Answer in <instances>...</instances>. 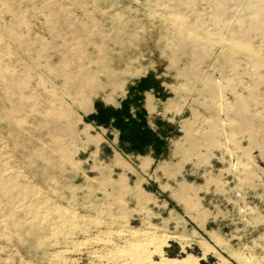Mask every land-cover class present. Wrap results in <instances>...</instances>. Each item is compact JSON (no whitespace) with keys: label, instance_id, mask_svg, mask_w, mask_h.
Instances as JSON below:
<instances>
[{"label":"rangeland","instance_id":"rangeland-1","mask_svg":"<svg viewBox=\"0 0 264 264\" xmlns=\"http://www.w3.org/2000/svg\"><path fill=\"white\" fill-rule=\"evenodd\" d=\"M161 255L264 264V0H0V264Z\"/></svg>","mask_w":264,"mask_h":264},{"label":"trees","instance_id":"trees-1","mask_svg":"<svg viewBox=\"0 0 264 264\" xmlns=\"http://www.w3.org/2000/svg\"><path fill=\"white\" fill-rule=\"evenodd\" d=\"M128 106L124 103L122 107L114 108L98 104L96 112L92 113L88 120L97 125L115 127L119 131L123 149L143 152L147 146L152 145L156 157L159 158L167 148L166 136L149 126L145 114L139 112L133 115Z\"/></svg>","mask_w":264,"mask_h":264},{"label":"bare ground","instance_id":"bare-ground-1","mask_svg":"<svg viewBox=\"0 0 264 264\" xmlns=\"http://www.w3.org/2000/svg\"><path fill=\"white\" fill-rule=\"evenodd\" d=\"M141 255V253L139 254ZM136 258V257H135ZM139 259V258H138ZM152 260V259H151ZM150 260V261H151ZM155 264H195V258L191 255H188L187 258H184L182 260H177L175 258H169L164 255H161V257L157 260H152ZM152 262V263H153ZM137 263V262H136Z\"/></svg>","mask_w":264,"mask_h":264}]
</instances>
